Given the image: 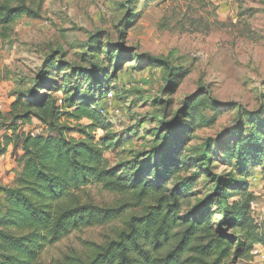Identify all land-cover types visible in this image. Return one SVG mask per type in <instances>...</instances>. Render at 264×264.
Instances as JSON below:
<instances>
[{"label": "rangeland", "instance_id": "374dc122", "mask_svg": "<svg viewBox=\"0 0 264 264\" xmlns=\"http://www.w3.org/2000/svg\"><path fill=\"white\" fill-rule=\"evenodd\" d=\"M110 51L112 60L106 55ZM135 56L143 63L139 70L130 68L136 64ZM48 59L83 69H105L104 87L113 98L99 101L97 107L110 114L113 145L120 142L105 155L113 165L133 161L137 153L148 157L162 144L156 131L168 126L161 123L178 119L180 124L171 135L189 140L183 158L189 168L176 177L174 185L194 183L184 212L213 193L215 179L202 174L195 179L205 171L195 163L201 162L202 150L209 144L214 156L210 169L222 179L245 183L247 193L255 198L251 215L264 227V152L253 156L259 165L250 163L247 177L238 176L227 157V151L241 143L240 133L249 137L258 125L264 128V0H44L39 17L21 19L0 46V95L5 106L0 114V145L9 136L15 141L9 157L0 163L7 167L6 172L0 171V199L18 173L22 140L17 138L55 135L37 118L30 123L17 120L24 107H13L18 99L14 94L27 90L49 65ZM87 91L85 86L83 93ZM97 93L93 89L89 94ZM53 95L58 105L67 97L63 92ZM105 135L99 131L97 140ZM259 139L264 143V134ZM86 197L104 207L130 200L100 186H91ZM241 198V194L233 195L229 203ZM131 203L134 206L125 212L124 221L72 233L49 248L44 260L72 247L83 251L86 243L103 245L131 216L152 206ZM219 206L213 202L210 208L218 211ZM219 219V215L214 218ZM231 264L261 263L250 253Z\"/></svg>", "mask_w": 264, "mask_h": 264}, {"label": "trees", "instance_id": "16d2710c", "mask_svg": "<svg viewBox=\"0 0 264 264\" xmlns=\"http://www.w3.org/2000/svg\"><path fill=\"white\" fill-rule=\"evenodd\" d=\"M43 2L0 0V46L21 19L39 17ZM111 52L106 55L112 60ZM135 60L130 68L141 69L139 56ZM47 63L25 92L14 94L18 99L13 107H24L17 120L30 123L37 118L55 135L23 134L17 138L22 140L23 152L17 162L18 173L12 186L1 191L0 264H231L248 258L256 245H264L260 227L251 215L255 198L247 193L243 181L222 179L212 172L211 145L206 144L201 162L195 163L205 170L195 179L197 182L200 174L215 179L213 193L184 212L194 183L174 185L176 177L189 168L183 159L189 140L171 135L180 124L178 119L161 123L168 127L156 131L162 144L153 149L152 156L145 158V153H137L133 161L113 165L105 155L120 142L113 145L110 114L97 107L109 93L104 87L105 69H83L52 59ZM68 68L71 73H67ZM85 86L89 91L83 93ZM93 89L98 96H90ZM58 92L67 95L61 98L62 105L53 97ZM256 128L258 131L249 137L240 133L241 143L227 151L228 164L238 176L247 177L250 163L259 165L253 156L264 152V143L259 139L264 128ZM99 131L106 133L104 139L97 140ZM14 142L7 137L2 153L6 154ZM91 186L130 200L124 199L115 207L97 205L86 197ZM236 194L242 198L230 204ZM134 201L146 205L150 202L152 206L141 215L131 216L105 244L86 243L83 251L72 247L50 261L44 260L49 248L72 233L124 221ZM213 202L220 205L218 211L210 208ZM218 215L221 219L214 220Z\"/></svg>", "mask_w": 264, "mask_h": 264}, {"label": "built area", "instance_id": "2783aa9c", "mask_svg": "<svg viewBox=\"0 0 264 264\" xmlns=\"http://www.w3.org/2000/svg\"><path fill=\"white\" fill-rule=\"evenodd\" d=\"M107 100H112L113 98V94L111 92L108 93L107 95ZM62 101L63 100H60L59 103L62 104ZM5 111V106H4V103L2 101H0V114L3 113ZM103 113V112H102ZM115 113V112H113ZM118 113V111H117ZM103 115H105L103 113ZM32 136H35L34 134H32ZM4 145H0V163L2 162L3 158L6 156V154H3V150H4ZM3 183V175L0 173V184ZM260 232L262 234V236L264 237V227L260 228ZM252 254V257L253 258H256V259H259V262L261 264H264V245H256L254 247V249L252 250L251 252Z\"/></svg>", "mask_w": 264, "mask_h": 264}, {"label": "crops", "instance_id": "0c3cea01", "mask_svg": "<svg viewBox=\"0 0 264 264\" xmlns=\"http://www.w3.org/2000/svg\"><path fill=\"white\" fill-rule=\"evenodd\" d=\"M0 101L4 102V100L1 98V95H0ZM11 147H12V145L9 146L8 149H7V154H6V156H5L6 158L9 157V152L11 151ZM20 154H21L20 156L23 155L22 150H20ZM5 157H4V158H5ZM6 170H7V167H6V168H5V167L3 168V166H0V171H1V172L4 173V172H6ZM1 172H0V173H1ZM1 174H2V173H1Z\"/></svg>", "mask_w": 264, "mask_h": 264}]
</instances>
